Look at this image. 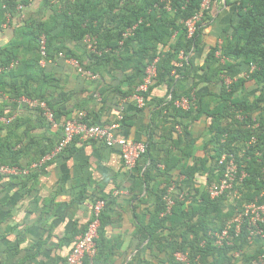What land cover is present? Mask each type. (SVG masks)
<instances>
[{
	"label": "trees",
	"instance_id": "obj_1",
	"mask_svg": "<svg viewBox=\"0 0 264 264\" xmlns=\"http://www.w3.org/2000/svg\"><path fill=\"white\" fill-rule=\"evenodd\" d=\"M221 1L212 0L211 8L198 24L196 34L189 38L185 21L200 11L203 0H169L171 11L165 10V4L160 0H44L37 8L30 4V0H0V31H3L6 23L13 27V38L8 45L0 47V117L13 119L8 125L0 124V131L3 128L9 132L15 130L19 121L14 115L19 110H28L40 120L47 121L39 108L31 107L21 99L45 101L54 112L55 122L61 125L62 136L55 145L41 148L39 160L60 144L64 136L63 126L76 115L74 112L87 111L89 103L82 99L86 83L90 82L94 90L104 96L103 100L105 93L110 91L112 100L116 97L115 94H122L124 97L134 95L143 83L146 69L157 58V76L145 94V107L152 91L161 85H167L170 99L157 109V117L160 114L163 116L171 108L181 115L191 114L197 108L198 113L206 111L212 118L210 128L213 134L209 142L212 144L213 163L208 169L211 176L207 187L217 182L223 174V167L219 165L223 154H232L237 162L243 160L240 155L244 149H247L244 156H252V161L248 163V177L235 187L240 195L238 199L229 196L232 192H228L212 200L207 188L205 191L196 188L195 176L205 169V163L196 160L181 170L185 180L178 184L179 194L184 193L185 197L184 200H179L178 196H174L175 206L171 214L165 213L164 201L169 187H159L152 220L155 226L143 237L149 239L150 246L166 253L165 261L168 264H180L175 258L177 252H189L194 264H197V259L202 264H251L264 254V242L254 239L251 244L245 227L238 237L234 236V231L231 232V246L226 242L222 246L216 245L214 235L221 232L245 204L256 199L264 203V0H226L227 6H234L238 21L222 43L216 41L211 45L203 65L195 69L191 58L203 44V31L212 24V7ZM20 5L23 6L21 11L18 10ZM135 25L133 34L124 39L123 34ZM42 35L47 38L48 67L55 64L59 67L69 59H76L84 71L98 77L91 79L79 73V88L71 92L65 91L61 85L62 79H58L53 70L39 64L41 58L38 40ZM87 36L96 39L97 53L87 49ZM65 40L72 42L73 48ZM160 45L169 46V49L163 52ZM218 50L221 51L222 58L226 59L225 62L216 56ZM181 52L188 59L180 67L178 64ZM241 65H246L247 70L236 75V68ZM251 65L256 68L250 73ZM110 68L126 72L113 90L105 84L104 72H108ZM200 70L204 76L197 79ZM226 74L234 79L230 85L225 83ZM190 78L193 82L188 86ZM31 81L37 85L34 87ZM248 82L254 83V88L247 91ZM123 83L129 86L127 92L120 88ZM201 83L209 86V93H197ZM183 97L193 101L191 109L183 110L175 105ZM163 102L158 100V104ZM256 112L258 116L255 117ZM117 113H120L119 110ZM85 120L95 124L87 117ZM124 121L125 117L121 123ZM152 133H149L145 154L149 166L143 174V180L148 186L151 177L159 176L160 160L150 156ZM252 137L256 142L250 145ZM16 145L22 146V139L5 141L0 137V165L24 171L25 168L20 167L15 160L24 149L22 146L19 151ZM256 152L261 153V157H255ZM186 156H190L189 152ZM3 178L0 177V180ZM30 178L31 176L28 177ZM100 199L105 201L106 207V199L99 198L97 201ZM196 201L199 205H195ZM104 211L105 208L101 215L100 234ZM160 214L164 216L159 218ZM168 221L172 224L170 229L173 232L168 237L157 233ZM188 231L194 233L193 239L188 237ZM184 232L186 237L181 242L179 239L184 236ZM238 251H241L240 257L235 259L233 255Z\"/></svg>",
	"mask_w": 264,
	"mask_h": 264
},
{
	"label": "crops",
	"instance_id": "obj_2",
	"mask_svg": "<svg viewBox=\"0 0 264 264\" xmlns=\"http://www.w3.org/2000/svg\"><path fill=\"white\" fill-rule=\"evenodd\" d=\"M233 7L227 6L226 0L212 7V24L203 31V44L191 58L195 69L203 65L214 42L222 43L231 34L232 26L238 21ZM12 33L11 25L3 26L0 47L9 44ZM67 45L73 48L72 42H67ZM159 47L163 52L169 49V46ZM48 69L62 79L65 91L79 88V72L68 61L59 67L50 65ZM236 69L237 75L245 72L247 66L241 65ZM104 73L105 84L113 90L126 72L110 68ZM203 76L200 70L197 79ZM192 82L190 78L188 86ZM31 83L34 87L37 85L36 82ZM247 84V91L254 88V83ZM85 88L82 99L89 104L83 113L92 123L108 126L116 122L122 113L125 121L121 123L119 135L147 142L149 133L153 132L150 156L160 160L159 176L151 177L148 186L143 180L149 166L145 155L135 169L129 170L124 167L118 147L110 148L80 138H75L60 153L52 154V151L46 155L48 158L44 156L39 160L41 148L51 147L61 138V125L42 121L28 110L17 111L14 117H18L19 123L15 130L9 132L3 128L0 131L2 140L22 139L24 150L15 160L25 168L21 174L0 180V264H65L76 237L86 229L93 205L99 198H105L107 206L103 214L98 255L93 263L88 261L86 264H144L143 261L168 264L166 253L150 246L149 239L143 237L155 226L152 220L160 188L168 186L174 196H179L178 184L185 180L181 170L195 160L204 162L205 169L195 176L194 186L200 191L207 188L211 176L208 169L213 163L212 144L209 142L213 133L210 128L212 118L206 111L198 113V109L194 108L191 114L181 115L171 108L157 117V109L170 99L167 85L154 89L144 108L138 106L134 95L124 97L115 94L112 100L110 91L105 93L104 102V96L94 90L90 82L85 84ZM120 88L127 92L129 86L123 83ZM209 92L206 83L199 84L198 94ZM158 100L164 102L158 104ZM118 110L120 113H117ZM22 146L16 145V149L20 151ZM188 152L190 156L187 157ZM195 203L199 205V202ZM162 216L164 214H160L159 218ZM171 225L168 221L157 233L168 237L173 232ZM187 235L190 239L195 236L189 231ZM185 237L184 232V236L178 239L182 242Z\"/></svg>",
	"mask_w": 264,
	"mask_h": 264
},
{
	"label": "built area",
	"instance_id": "obj_3",
	"mask_svg": "<svg viewBox=\"0 0 264 264\" xmlns=\"http://www.w3.org/2000/svg\"><path fill=\"white\" fill-rule=\"evenodd\" d=\"M44 0H30L31 5L41 4ZM161 3L165 4L164 9L171 11V5L169 0H160ZM212 5V0H203L200 11L196 13L193 17L185 21V26L187 29L188 37L192 38L197 30L198 24L202 21L205 12L209 11ZM23 6H18V10H22ZM11 20V15H8V21ZM5 25H8L6 23ZM136 29V25L127 29L123 34V38L126 39ZM40 45V61L41 67H45L47 64V38L45 35L39 37ZM87 49L92 53H97V41L96 39L87 36L85 39ZM62 55V54H61ZM218 58H221L222 62H225V58H222L221 51L218 50L216 53ZM187 56L184 52L179 55V66L181 67ZM68 63L73 65L77 71L82 76H87L91 79H96L98 75H93L90 72H86L82 69L80 63L76 59L67 60ZM159 58H157L153 63L148 66L145 72V77L143 83L137 88L136 93L133 98L140 108H144L146 104L145 94L148 92L153 80L157 76V63ZM255 65L250 66V73L255 70ZM2 69L0 68V72ZM248 76V75H247ZM226 85H230L233 82V78L230 75H225ZM194 100V99H193ZM22 102L27 105L39 108L44 117L53 125L55 124V116L53 110L45 101L32 100L28 98H22ZM193 101L189 98L183 97L175 102V105L183 110H189ZM85 113L79 112L71 119L67 120L63 126L64 136L60 144L56 147L52 154H58L63 151L70 143L73 142L75 138H80L84 141L99 142L107 147L113 148L118 147L121 152L124 167L126 169L132 170L137 167L140 159L146 154L148 144L147 142L136 141L132 138L123 137L119 135V129L121 128V122L124 119L122 113L117 117V121L108 125H96L90 124L85 120ZM243 120L242 116L238 117ZM13 118L0 117V124H10ZM256 139L252 137L250 145L254 144ZM45 158H48L47 156ZM44 158V159H45ZM44 162V160L42 161ZM41 164V163H40ZM219 165L223 167V174L217 182L210 184L207 187V192L209 197L214 200L218 199L226 193L232 192L239 180H243L247 177V174L241 169H239L238 163L232 154H223L219 160ZM23 173L17 167H10L7 165H0V177L15 176ZM185 194L181 193L178 196L179 200H184ZM164 201L166 203V214H171L172 209L175 206V197L170 188L168 193L164 196ZM105 201L98 200L93 208L89 223L83 233L78 235L75 239L74 246L66 258L65 264H86V260L93 263L95 257L98 253V240L100 238V228H101V215L105 208ZM245 227L248 233V240L252 244L253 240L261 239L264 242V203H260L258 199L254 202L249 203L244 206L242 213L236 215L221 231L217 232L216 245L222 246L224 242L228 245H233L231 232L234 231V236L238 237L243 228ZM241 251L234 253L233 257L237 259L240 257ZM176 261L180 264H194L189 256V252H177L175 254ZM199 258V257H198ZM197 264H202L196 260ZM236 262L232 263L235 264ZM251 264H264V254L260 255L257 260H254Z\"/></svg>",
	"mask_w": 264,
	"mask_h": 264
},
{
	"label": "rangeland",
	"instance_id": "obj_4",
	"mask_svg": "<svg viewBox=\"0 0 264 264\" xmlns=\"http://www.w3.org/2000/svg\"><path fill=\"white\" fill-rule=\"evenodd\" d=\"M258 112H259V111H258ZM256 116H258V113H257V112L255 113V117H256ZM243 151H244V152L240 155V156H242L241 158H242L243 160L240 161V162H237V163H238L239 169L243 170V171L245 172V174H247V177H248V174H249V172H248V163H250V162L252 161V156H249V157L244 156V155L247 153V149H244ZM254 155H255V157H261V153H258V152L254 153ZM247 177H246V178H247ZM246 178H244L243 180H239L238 183H237V185L242 184V182H243ZM237 185H236V186H237ZM236 186H235V187H236ZM229 196H232L234 199H238L240 195H239V193H238V190H237L236 188H234V189L232 190V194L229 195ZM245 205H247V204H245ZM245 205H244V206H245ZM244 206H243V208H242L241 211H238V212H237L236 215L242 213V211H243V209H244ZM261 242H262V241H261Z\"/></svg>",
	"mask_w": 264,
	"mask_h": 264
}]
</instances>
